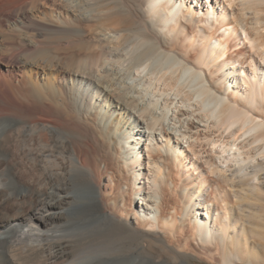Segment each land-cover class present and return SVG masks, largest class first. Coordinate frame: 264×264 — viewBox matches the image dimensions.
I'll list each match as a JSON object with an SVG mask.
<instances>
[{"label": "bare ground", "instance_id": "1", "mask_svg": "<svg viewBox=\"0 0 264 264\" xmlns=\"http://www.w3.org/2000/svg\"><path fill=\"white\" fill-rule=\"evenodd\" d=\"M101 1L126 7L139 26L129 32L151 39L137 63L155 53L174 59L213 99L211 112L197 115L202 108L176 93L163 99L161 120L158 104L150 110L123 90L115 59L126 30L94 24ZM189 1L0 0V264L263 262L255 205L264 171V116L255 113L264 109L261 33L253 27L252 38L235 13L217 18L218 31L228 36L240 26L262 52L253 76L235 61L217 87L205 69L211 57L229 58L230 46L213 42L212 32L204 36L210 48L183 51L182 16L202 14L186 12ZM147 69L134 74L144 80ZM201 126L231 131L233 141H214L217 158L190 169L186 152ZM250 136L245 157L240 139Z\"/></svg>", "mask_w": 264, "mask_h": 264}, {"label": "rangeland", "instance_id": "2", "mask_svg": "<svg viewBox=\"0 0 264 264\" xmlns=\"http://www.w3.org/2000/svg\"><path fill=\"white\" fill-rule=\"evenodd\" d=\"M241 1L242 0H190L189 2H187V4L184 7V10L186 12L190 9V7H193L196 11H200L202 14L197 15L196 18L190 15H186L185 17L182 16V19H183L182 26L183 27L180 30L181 32H184V34L178 35L179 38H176V40H178L184 45V47L182 48L183 51H185L186 53H188L189 51H192V52L194 51L195 53L199 54L205 51L208 47L210 48L211 45L209 41L204 40V36L210 35L212 34V32H213L212 35L214 38L213 42H216V41L218 42V40H221L222 43H225V45L228 44L230 46L229 53H228L229 58L222 57L218 60L214 57H211V63L205 69V72L208 78L211 81H213L217 87L225 86L224 79L228 77L229 70L235 71L234 69H232L233 62L236 61L239 64V62L241 61L243 63L242 65H244L243 69L250 76L254 75L253 67L256 64L262 63V60H261L262 52L254 50L252 48V45L246 39V35L243 32V30L240 28V26L238 27L237 33L233 32L231 33V35H228V36H225L224 29H221L219 31L217 30L218 23L216 22V20L218 17H220L223 14V12H226L228 16H230L232 13H235L237 17H239V19L242 20V22L244 21L243 25L245 26L247 32H249L248 34L252 38L259 36L256 34V30H254V28L259 30V32L263 35V37H261L262 35L260 34L258 39L259 41H261V43L264 44V2L263 0H247V3H246V0L245 1L243 0L245 2L243 3V5ZM101 2L99 3L98 9H97V13H98L97 16L99 18L97 17L95 19L94 24H96L97 26L101 28L105 26L104 28H107V29L114 27L117 30L118 29L124 30V31L126 30L123 33L126 38L123 36L121 40L122 42L121 45L124 43L121 46L122 49L124 50V51L122 50L123 51L122 53L124 55H122V57L118 59H115L116 60L115 61L116 71L121 74V70H123L124 73L121 75L122 76L126 75L125 77H123V79H125L124 82H126L125 86H129V87H126L128 88V90L126 88L123 89V90H126V93L131 96H135V97L137 95L136 98L139 97L138 100H140V102H142L146 106L148 105V107H151L150 110H153L154 108L152 107L158 104V108L160 109L157 111V116H159L160 113L163 114V115L160 114L159 116L161 120L165 119V114H166V112H164L165 100L168 97L175 98L177 96L176 93L180 95V96L178 95L179 97L177 98V100L180 101V103L184 99V101H186L185 103L195 104V109L196 107L202 108L201 110H199L200 112L197 111L196 113L197 115L199 114L201 116L203 114L211 112V110L214 107L213 99L210 97L201 96L200 81L197 80L196 77L185 73L183 68L179 67L177 63L176 64L173 63V61L176 62L174 59H170L165 56L159 55L158 53H155L153 56H151L150 58L151 61L149 62L150 60L149 59L148 62H146L145 64L149 68L145 72L146 74H144L146 75V77L144 78V80L143 79L139 80L140 78L138 79L137 75L135 74L137 73L138 70L142 69V66H145V65L138 64L136 59L139 56V53H141V51L143 50L144 48L143 46H145V44L150 43L151 39L145 38V37H140L136 39V37L129 32V30L130 31L137 30L139 26H137L138 21L134 19L135 17H133V15H130L128 13L129 11H127L126 7L124 6L117 7L112 4L107 6L106 1H101ZM261 2L263 3L261 4ZM101 6H104V7H101ZM212 9H215L216 16H205L204 15L208 11H211ZM112 24L114 26H112ZM186 33L187 35H185ZM195 36L196 38H194ZM125 39L128 42V44L125 42ZM191 59L193 60L195 59V57L193 56ZM225 61H226V64H225ZM121 65L123 66L121 67ZM240 69H242L241 66H240ZM127 75L129 76L127 77ZM133 84L137 87H135ZM173 107L174 105H171V108ZM255 113L258 115L261 114V116H264V109H261V111L257 110L255 111ZM170 115H171V112L169 114V117ZM210 122L215 123L217 122V119L211 118ZM191 134L195 136V138L191 140L193 144L195 145V150L186 152L187 155H189L190 169H192V164L194 162H197L198 160L201 164L202 163L206 164L207 161H211L217 158L218 155L214 151L218 149L214 148V144H212L214 143V141H218V146L221 145V141H225L226 144L233 141V139L230 138L231 131H225V129L219 131L218 127L212 128L211 130H206L205 127L201 126L199 130L194 129ZM209 135L210 137L207 138V136ZM252 139H253L252 136H250L249 140L247 141H244L245 138L240 139V142L242 143L241 145L242 152H244L245 157L249 156L250 151L252 149V146H250L252 145V142H253ZM261 144L259 145L255 144V145L260 146ZM115 152L116 154L118 153L117 151ZM194 152H196L198 155L197 156L194 155ZM142 160H144V156ZM262 163L264 166V160ZM145 167H147V165L143 166V168ZM108 168H110L109 169L110 171L112 170V172L115 173V171H113L114 170L113 165L109 162H108ZM125 171L126 172H124V174L122 173L124 177L123 180L125 182L127 181L129 182L133 176V172L129 168H125ZM261 184L263 187V194L262 195L258 194L256 196V199L258 200L255 201V205L257 206V209L259 210L258 218H261V219H256L257 224L259 223V226L264 225V171L261 175ZM81 194L82 193L77 194V195L79 197H84L83 194L82 195ZM259 200L260 202H258ZM229 251L231 252V250ZM262 252L264 254L263 249H262ZM192 261L194 262V264H210L206 261L199 260L196 258L192 259ZM216 264H219V263H216ZM259 264H264V260L263 262H260Z\"/></svg>", "mask_w": 264, "mask_h": 264}]
</instances>
